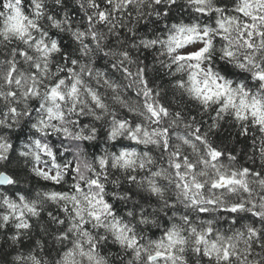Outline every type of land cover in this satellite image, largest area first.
<instances>
[{
  "label": "snow or ice",
  "instance_id": "6c2138e0",
  "mask_svg": "<svg viewBox=\"0 0 264 264\" xmlns=\"http://www.w3.org/2000/svg\"><path fill=\"white\" fill-rule=\"evenodd\" d=\"M75 2L80 20L59 17L47 0H0V129L28 123L33 135L18 155L35 177L59 186L34 198L0 193V230L11 227L13 245L46 212L61 247L54 261L32 249L13 264H264V0H185L194 15L152 36L137 33L139 21L167 18L177 0ZM52 30L76 47L66 50ZM100 58L124 83L95 67ZM150 72L167 84L153 87ZM126 89L139 99L130 103ZM109 100L139 120L118 116ZM97 122L107 141L137 148L89 156L80 142L97 139ZM224 124L253 135L248 159L258 152L259 171L216 141ZM13 147L0 135V162ZM16 183L0 171V185ZM114 201L132 206L121 215ZM148 226L162 228L159 238L145 234ZM41 231L49 233L43 224ZM35 245L43 252L39 239ZM109 245L119 250L113 259L103 252Z\"/></svg>",
  "mask_w": 264,
  "mask_h": 264
},
{
  "label": "trees",
  "instance_id": "16d2710c",
  "mask_svg": "<svg viewBox=\"0 0 264 264\" xmlns=\"http://www.w3.org/2000/svg\"><path fill=\"white\" fill-rule=\"evenodd\" d=\"M221 5L223 6L227 0H220ZM47 4L50 10L55 12L59 17H63L64 11H67L68 14L73 17L74 20H80L83 18V13L79 10L78 5L76 4L75 0H65V7L63 9H58L53 3V0H47ZM194 15L191 13L190 9L185 7V0H177V5L174 6L170 12V15L167 18H160L157 19L155 15L151 17H146L142 19L137 24V33L139 35H147L152 36L154 31H159L164 28L166 24L170 25L173 22H178L180 20L188 21L191 16ZM131 23V22H130ZM51 34L54 38L60 39L61 43L65 46L66 50H71L73 47H76L71 40V38L67 34H57L55 30H52ZM123 35H130L127 34L125 31L122 30ZM112 46L115 47V41H110ZM133 56H136L137 53L133 51ZM147 56V59H145ZM141 59H145V63L151 65L153 63L152 56L150 54H145L144 56L140 57ZM95 67L101 69L102 71H106L109 73L112 78L116 79L118 82L124 83L122 80V76L120 73L114 72L109 63L107 58H100L96 61ZM149 76L153 78L156 83L153 84V87L157 85L165 86L167 84V79L161 80L157 77L154 73L150 72ZM101 92L104 91L103 88L100 89ZM110 95V94H109ZM122 95L125 99H127L130 103L137 101L139 98L136 97L135 91L131 89H126L122 92ZM165 103L172 102V92L169 91L164 96ZM113 107L116 108L118 116L122 118H127L132 121L139 120V117L134 116L127 112L125 108L120 107L118 104H114L111 100L108 101ZM205 119H207L205 117ZM91 118L82 117L81 123H90ZM96 127L98 128V136L95 141H83L80 142L81 147L86 149V152L89 156L99 155L105 149L110 151L118 150L121 147H129V148H137V146L132 143L131 141L121 139L118 142H109L106 140V132L107 127L106 125L97 122ZM239 129L234 125L224 124L222 129L220 130L219 134L215 137L218 143L223 142L225 146L234 151L240 153L239 161L242 164L250 168H254L255 170L259 171L261 168V162L258 158L259 154L256 152V155L253 160H249V156H253L255 152V148L252 145L253 135L250 133L247 138L239 136ZM6 134L8 136L9 141L13 144V150L9 152V161L7 162H0V171H4L9 175H12L16 180L17 183L14 185H8L7 187H0V193H6L9 196L15 198L18 193H22L29 198H34L35 193L39 190L43 189H58L59 186L52 185L51 183H46L39 178L35 177L31 171V164H26L24 158L18 155L19 151L22 150V146L24 143L29 142V138L33 133L30 131V127L28 123L22 122L21 126L13 127L12 129L2 130L0 129V135ZM51 142L54 145L60 144V139L57 137L50 138ZM65 144H69L68 141H65ZM259 144V141H257ZM62 151L63 149H59ZM138 150H143V146H139ZM153 155L158 157L159 151L153 149ZM72 153H65L64 157H59V160L62 162L64 159H72ZM42 166V165H41ZM128 188L127 183H124L123 188L120 191H123ZM116 190L111 185H109V191ZM114 204L121 215L130 208L132 205L128 203L127 205L120 201H114ZM151 205L153 207H158V204L155 198L152 199ZM48 210L56 212L54 206H50ZM148 212H151L152 208L147 207L146 209ZM3 211V209H0ZM169 215L171 213L169 212ZM167 222V217L161 214V225H164ZM33 228L29 232L28 236L25 237L19 245H13L8 237L12 234L11 227L0 230V264H13L12 258L13 256L23 253L27 254L29 250L35 249L36 252L40 253L43 258H46L50 261H54L57 258V253L61 251V247L56 244V242L52 239L51 232L55 231V227L52 226L48 220L47 213H43L39 220L33 219ZM45 225L49 229V233L46 234L45 232L41 231V225ZM227 228V225H223ZM162 228H153L148 226L145 234L149 237L155 239L159 238L161 235ZM40 240L43 244V252L40 251L39 248L36 247L35 241ZM259 251V249H257ZM104 253H111L110 259H113L116 255H118L119 250L117 247L113 245H109L103 248ZM114 264H119V261H114Z\"/></svg>",
  "mask_w": 264,
  "mask_h": 264
},
{
  "label": "water",
  "instance_id": "95a60500",
  "mask_svg": "<svg viewBox=\"0 0 264 264\" xmlns=\"http://www.w3.org/2000/svg\"><path fill=\"white\" fill-rule=\"evenodd\" d=\"M8 185H0V187H7Z\"/></svg>",
  "mask_w": 264,
  "mask_h": 264
}]
</instances>
